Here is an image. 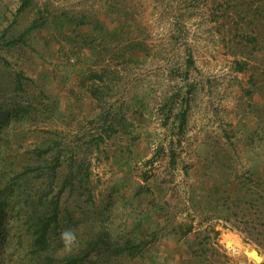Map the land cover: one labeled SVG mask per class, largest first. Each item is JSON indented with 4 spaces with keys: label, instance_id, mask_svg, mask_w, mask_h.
<instances>
[{
    "label": "rangeland",
    "instance_id": "rangeland-1",
    "mask_svg": "<svg viewBox=\"0 0 264 264\" xmlns=\"http://www.w3.org/2000/svg\"><path fill=\"white\" fill-rule=\"evenodd\" d=\"M21 2L0 0V73L21 71L18 101L44 110L34 133L57 129L65 160L88 162L89 216L146 241L113 264H264L246 228L253 215L254 231L264 229L260 206L229 218L207 196L264 169V11L242 18L225 12V0H29L18 11ZM90 16L101 28L83 22ZM35 18L44 23L26 32ZM260 20L261 41L244 43ZM130 41L144 49L124 56ZM93 69L105 71L100 99L85 79Z\"/></svg>",
    "mask_w": 264,
    "mask_h": 264
},
{
    "label": "trees",
    "instance_id": "trees-1",
    "mask_svg": "<svg viewBox=\"0 0 264 264\" xmlns=\"http://www.w3.org/2000/svg\"><path fill=\"white\" fill-rule=\"evenodd\" d=\"M225 3V12L242 18L256 17L264 11V0H225ZM28 4L29 0H22L18 11ZM261 21L252 23L250 31L241 33L244 43L261 41ZM83 22L101 28L94 16ZM43 23L35 18L26 32ZM141 49H144L141 42L130 41L122 53ZM97 55H102L99 50ZM239 65L242 69L241 62ZM113 72L118 70H109ZM22 77L21 71L9 77L7 73H0V264H113L119 257L139 255L146 241L136 239L130 231L116 235L109 226L100 225L96 218L89 216L95 199L89 184L88 162L65 160L66 145L57 129H40L37 135L32 130V124L42 117L44 110H39L36 103L18 101L17 94L23 90ZM85 79L90 83L88 90L92 96L100 99L105 71L93 69ZM176 117L178 130L182 132L187 108L182 106ZM110 120H113L111 131L116 130V115ZM26 122L30 126L26 127ZM31 133L32 143L27 142L32 138ZM259 171L263 173L264 169L250 171L247 180H233L232 186L224 183L217 190L210 189L209 203L216 202L230 213L229 218L236 219L252 214L251 209L258 205L262 211L259 225L264 226V194L255 189L260 184ZM253 173L257 179L251 176ZM70 198L74 205L66 203ZM250 219L254 222L255 217L249 216L246 228L256 245L264 249V229L254 231L257 226L249 224ZM65 228L75 229L78 239V247L70 254H65L59 243V233ZM218 233L215 230V235Z\"/></svg>",
    "mask_w": 264,
    "mask_h": 264
},
{
    "label": "clouds",
    "instance_id": "clouds-1",
    "mask_svg": "<svg viewBox=\"0 0 264 264\" xmlns=\"http://www.w3.org/2000/svg\"><path fill=\"white\" fill-rule=\"evenodd\" d=\"M59 243L65 254L73 252L74 248L78 247V239L75 229L65 228L59 233Z\"/></svg>",
    "mask_w": 264,
    "mask_h": 264
},
{
    "label": "bare ground",
    "instance_id": "bare-ground-1",
    "mask_svg": "<svg viewBox=\"0 0 264 264\" xmlns=\"http://www.w3.org/2000/svg\"><path fill=\"white\" fill-rule=\"evenodd\" d=\"M225 241H226V245H227V246H232V245L235 244L236 239H235L234 236H230V237L226 238ZM247 251L250 253V255L253 256V258H254L256 261H260V260H261V256H260L259 253L255 250L254 247L249 248Z\"/></svg>",
    "mask_w": 264,
    "mask_h": 264
},
{
    "label": "water",
    "instance_id": "water-1",
    "mask_svg": "<svg viewBox=\"0 0 264 264\" xmlns=\"http://www.w3.org/2000/svg\"><path fill=\"white\" fill-rule=\"evenodd\" d=\"M257 251V249H255ZM258 252V251H257Z\"/></svg>",
    "mask_w": 264,
    "mask_h": 264
}]
</instances>
